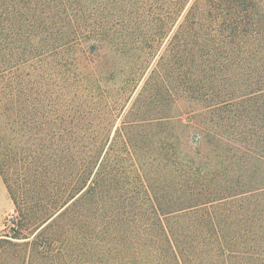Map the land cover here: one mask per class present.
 I'll use <instances>...</instances> for the list:
<instances>
[{
  "label": "trees",
  "instance_id": "1",
  "mask_svg": "<svg viewBox=\"0 0 264 264\" xmlns=\"http://www.w3.org/2000/svg\"><path fill=\"white\" fill-rule=\"evenodd\" d=\"M0 175V264H264V0H0Z\"/></svg>",
  "mask_w": 264,
  "mask_h": 264
},
{
  "label": "rangeland",
  "instance_id": "2",
  "mask_svg": "<svg viewBox=\"0 0 264 264\" xmlns=\"http://www.w3.org/2000/svg\"><path fill=\"white\" fill-rule=\"evenodd\" d=\"M179 107H187V105L181 102L179 103ZM12 212L13 203L0 175V235L3 233L7 219L11 216Z\"/></svg>",
  "mask_w": 264,
  "mask_h": 264
}]
</instances>
